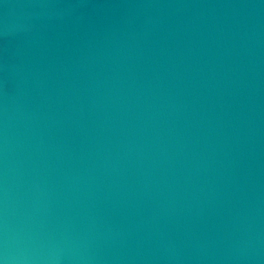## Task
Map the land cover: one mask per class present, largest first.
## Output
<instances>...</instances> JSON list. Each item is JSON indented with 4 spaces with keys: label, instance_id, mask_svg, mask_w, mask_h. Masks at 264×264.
<instances>
[{
    "label": "water",
    "instance_id": "95a60500",
    "mask_svg": "<svg viewBox=\"0 0 264 264\" xmlns=\"http://www.w3.org/2000/svg\"><path fill=\"white\" fill-rule=\"evenodd\" d=\"M0 264H264V0H0Z\"/></svg>",
    "mask_w": 264,
    "mask_h": 264
}]
</instances>
